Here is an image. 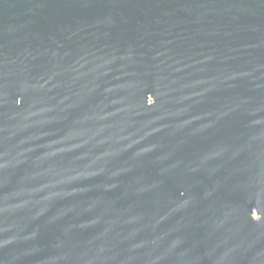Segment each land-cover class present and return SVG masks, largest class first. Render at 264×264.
<instances>
[{"label": "water", "instance_id": "95a60500", "mask_svg": "<svg viewBox=\"0 0 264 264\" xmlns=\"http://www.w3.org/2000/svg\"><path fill=\"white\" fill-rule=\"evenodd\" d=\"M0 264H264V0H0Z\"/></svg>", "mask_w": 264, "mask_h": 264}]
</instances>
